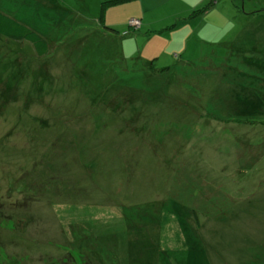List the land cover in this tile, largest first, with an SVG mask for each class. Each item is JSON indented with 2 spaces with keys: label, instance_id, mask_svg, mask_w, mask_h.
<instances>
[{
  "label": "rangeland",
  "instance_id": "obj_1",
  "mask_svg": "<svg viewBox=\"0 0 264 264\" xmlns=\"http://www.w3.org/2000/svg\"><path fill=\"white\" fill-rule=\"evenodd\" d=\"M0 10V264H264V0Z\"/></svg>",
  "mask_w": 264,
  "mask_h": 264
},
{
  "label": "trees",
  "instance_id": "obj_2",
  "mask_svg": "<svg viewBox=\"0 0 264 264\" xmlns=\"http://www.w3.org/2000/svg\"><path fill=\"white\" fill-rule=\"evenodd\" d=\"M0 38L30 44L38 58H46L51 53L52 48L49 40L45 39L42 35L26 26L21 21L3 13L1 10Z\"/></svg>",
  "mask_w": 264,
  "mask_h": 264
},
{
  "label": "built area",
  "instance_id": "obj_3",
  "mask_svg": "<svg viewBox=\"0 0 264 264\" xmlns=\"http://www.w3.org/2000/svg\"><path fill=\"white\" fill-rule=\"evenodd\" d=\"M134 22H137L139 24V26L141 25V22L140 21L133 20L132 23H134Z\"/></svg>",
  "mask_w": 264,
  "mask_h": 264
}]
</instances>
